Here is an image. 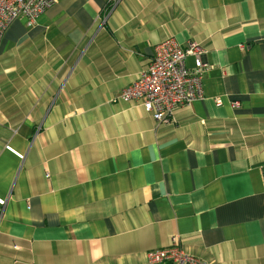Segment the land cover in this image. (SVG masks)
<instances>
[{
  "label": "crops",
  "instance_id": "crops-1",
  "mask_svg": "<svg viewBox=\"0 0 264 264\" xmlns=\"http://www.w3.org/2000/svg\"><path fill=\"white\" fill-rule=\"evenodd\" d=\"M168 40L207 67L203 97L158 123L120 96ZM175 236L209 264H264V0H59L17 19L0 264H149Z\"/></svg>",
  "mask_w": 264,
  "mask_h": 264
},
{
  "label": "built area",
  "instance_id": "built-area-1",
  "mask_svg": "<svg viewBox=\"0 0 264 264\" xmlns=\"http://www.w3.org/2000/svg\"><path fill=\"white\" fill-rule=\"evenodd\" d=\"M59 0H0V44L9 27L19 18H25L29 27ZM205 51L197 43L186 49L171 40L159 45L139 78L127 87L120 96L126 103H138L158 123L172 120L174 111L188 106L203 97V73L207 64ZM194 59L189 68L186 60ZM234 106H240L239 102ZM149 264H209L187 253L180 245L179 237L172 238L166 249L150 251Z\"/></svg>",
  "mask_w": 264,
  "mask_h": 264
}]
</instances>
